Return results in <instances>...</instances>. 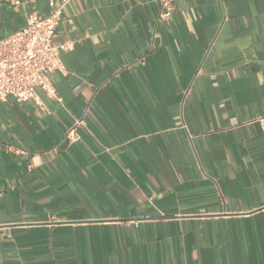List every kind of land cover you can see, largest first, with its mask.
I'll return each instance as SVG.
<instances>
[{
    "label": "crops",
    "instance_id": "1",
    "mask_svg": "<svg viewBox=\"0 0 264 264\" xmlns=\"http://www.w3.org/2000/svg\"><path fill=\"white\" fill-rule=\"evenodd\" d=\"M172 5L71 0L62 100L0 102V264H264V0Z\"/></svg>",
    "mask_w": 264,
    "mask_h": 264
},
{
    "label": "built area",
    "instance_id": "2",
    "mask_svg": "<svg viewBox=\"0 0 264 264\" xmlns=\"http://www.w3.org/2000/svg\"><path fill=\"white\" fill-rule=\"evenodd\" d=\"M71 0H48V13L40 17L30 13L25 24L0 39V102L7 98L16 101L29 99L38 102L37 91L58 102V95L51 75L58 72L65 74L66 70L61 60V52L73 48L71 42L56 43L54 34L64 7ZM173 0H161L164 11L162 16L171 14ZM249 123L257 124L264 131V116H256ZM84 125L83 120H77L69 127L64 139L75 142L79 139L76 127Z\"/></svg>",
    "mask_w": 264,
    "mask_h": 264
}]
</instances>
